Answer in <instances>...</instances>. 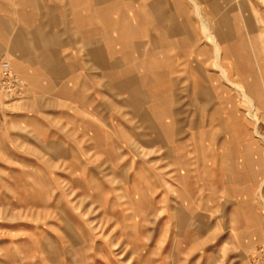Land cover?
I'll return each instance as SVG.
<instances>
[{
    "label": "crops",
    "instance_id": "1",
    "mask_svg": "<svg viewBox=\"0 0 264 264\" xmlns=\"http://www.w3.org/2000/svg\"><path fill=\"white\" fill-rule=\"evenodd\" d=\"M254 1L0 0V57L31 86L26 103L0 120V142L16 141L25 158L68 159L70 142L118 155V166L130 158L121 171L161 187L164 207H179L173 220L209 230L215 215L226 223L218 237L245 236L243 212L256 207L243 198L256 174L242 143L248 129L241 123L233 135L228 119L204 116L229 109L215 96L233 94L227 80L264 94ZM232 221L241 228L230 230ZM215 260L246 263L234 249Z\"/></svg>",
    "mask_w": 264,
    "mask_h": 264
},
{
    "label": "rangeland",
    "instance_id": "2",
    "mask_svg": "<svg viewBox=\"0 0 264 264\" xmlns=\"http://www.w3.org/2000/svg\"><path fill=\"white\" fill-rule=\"evenodd\" d=\"M254 2L264 30V0ZM1 61L9 62L12 73L11 78L0 76L4 121L26 103L31 86L9 58ZM227 81L233 94L215 96L216 105L226 103L229 109H212L204 117L228 119L233 135L242 133L241 123L245 134L248 129L249 141L242 143L254 155L249 165L256 174L243 198L254 200L256 207L243 212L245 236L234 231L232 238L218 237L226 234V223L215 215L209 230L199 221L173 220L179 207H164L161 187L147 189L145 181L133 183L137 173L129 167L121 171L130 158L120 159L118 166V155L112 161L107 154L96 156L84 142L69 143L75 148L70 147L68 159L50 161L37 150L26 152L39 157L25 158L16 141L0 142V264H218L215 255L231 249L244 254L245 264H264V94L246 93L242 84ZM170 193L174 196L172 188ZM238 226L240 221H232L228 228Z\"/></svg>",
    "mask_w": 264,
    "mask_h": 264
},
{
    "label": "built area",
    "instance_id": "3",
    "mask_svg": "<svg viewBox=\"0 0 264 264\" xmlns=\"http://www.w3.org/2000/svg\"><path fill=\"white\" fill-rule=\"evenodd\" d=\"M0 76L2 78H11V67L8 61H1L0 62Z\"/></svg>",
    "mask_w": 264,
    "mask_h": 264
}]
</instances>
